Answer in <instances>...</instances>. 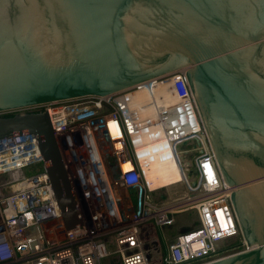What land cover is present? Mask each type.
<instances>
[{"label":"water","instance_id":"95a60500","mask_svg":"<svg viewBox=\"0 0 264 264\" xmlns=\"http://www.w3.org/2000/svg\"><path fill=\"white\" fill-rule=\"evenodd\" d=\"M179 69L255 245L207 264H264V0H0V109L101 96ZM24 132L37 138L65 227L80 225L47 113L0 116V137ZM186 178L197 185L191 167Z\"/></svg>","mask_w":264,"mask_h":264},{"label":"built area","instance_id":"2783aa9c","mask_svg":"<svg viewBox=\"0 0 264 264\" xmlns=\"http://www.w3.org/2000/svg\"><path fill=\"white\" fill-rule=\"evenodd\" d=\"M158 84L175 102L156 107L155 120L143 118L129 106L127 91ZM31 111L49 117L81 224L65 227L36 136L0 137V264H100L112 254L121 264H158L144 228L171 226L186 211L194 212L197 226L177 234L159 264H207L250 249L231 203L234 188L219 171L184 69L106 95L33 105ZM155 127L178 160L182 196L171 198L164 187L146 182V153L140 150L159 135L151 132ZM188 154L191 162L181 166L179 155ZM30 164L42 170L25 175ZM189 167L198 175L193 188ZM111 168L116 178L109 176Z\"/></svg>","mask_w":264,"mask_h":264},{"label":"rangeland","instance_id":"374dc122","mask_svg":"<svg viewBox=\"0 0 264 264\" xmlns=\"http://www.w3.org/2000/svg\"><path fill=\"white\" fill-rule=\"evenodd\" d=\"M44 102L46 101L0 109V116H10L16 113L29 112L32 110L33 105H37V104L39 105ZM180 149L181 148L177 147V150ZM162 151L163 153H165V151L170 152L171 147L169 145H161L149 151V154L145 156L146 158L145 160L149 165L148 167L152 169V171H150V175H147L149 177L148 179L150 181V178L154 176L155 181H153L154 182L153 184H155V186H159V188L164 186V182L166 183V181L168 180L169 187H167L166 184H165L166 188L164 187L168 192L167 193L168 196L169 197L171 196V198L182 196V192L183 190L185 191V188L182 181L179 180V176H182L180 170L178 169L179 170L178 174L175 173L172 174L171 168L169 169L168 173H165V168H164V166L167 164L171 166V163H176L177 165L175 166L177 167L178 162L172 154H171V158H164L160 156L159 152ZM178 152L180 154L182 153L180 151ZM191 158H192V154H188L186 157L185 155L184 157L182 155H179L180 162L182 163V165H185L187 167L191 162ZM106 160L111 161V158L107 157ZM41 170H42V166L40 164H30L29 166L23 169L25 175H32L40 172ZM109 170H110L109 176L116 178L117 174L114 172V170L112 168ZM158 175H162V176L157 180ZM164 178L165 179L168 178V179L165 180ZM196 226H197V221L193 211H186L178 215L177 221L171 226L158 227L155 226L154 224H148L144 228V230L146 231L144 238H146V240L149 242L150 245L157 248L156 250L158 252L156 256L151 257L152 260L159 264L161 257H163V255L166 254L169 244L172 242L173 238L177 234L189 231L195 228ZM100 264H121V262L118 256L112 254L102 259Z\"/></svg>","mask_w":264,"mask_h":264},{"label":"bare ground","instance_id":"6f19581e","mask_svg":"<svg viewBox=\"0 0 264 264\" xmlns=\"http://www.w3.org/2000/svg\"><path fill=\"white\" fill-rule=\"evenodd\" d=\"M107 94H109V93H107ZM126 100L129 104V106L135 107L139 110L141 117H143V118L152 117L155 120L156 119V112H157L156 107H158L160 104H162V105L173 104L175 102V97L173 96V94L169 91V89L165 85L158 84L157 86H152L151 88H149L146 85H141V86H137V88H134V89L127 91ZM155 131H158L159 135L157 137H154V138L150 137L151 139L148 140V143L145 145V147L140 150V153L145 152L146 156H147L149 154V151H151L152 149H155L161 145H169L171 147L172 153H171V151L170 152L165 151V153H163V151H162V152H159V155L164 157V158H171V154H172L175 157V154L172 150L171 144L169 142H166L165 140H167V139L165 138V136L163 137V135H162L163 134L162 130L159 127H155V129L151 130V132H155ZM176 150H177V148H176ZM145 159L146 158L144 157L141 161L144 163L143 172H144V176L146 178V182H147L148 186L152 189L153 188H159V186H155V184H153L154 183L153 181H155L154 176H152L150 178V181L148 179L149 177L147 175H150V171H152V169H150L148 167L149 165ZM175 159H176V157H175ZM177 162H178V160H177ZM180 165L183 166L181 162H180ZM128 166H129V164L126 165L125 167H128ZM171 166H169L168 164L164 166L165 173H168L169 169L171 168L172 174L173 173L178 174V172L180 170L179 163H178L177 167L175 166V163H171ZM157 172H159V171H157ZM161 176L162 175H158L157 180ZM180 178L182 179V176H180ZM167 179H165V180H167ZM167 181H166V183L164 182V186H162V187H165V188H166V186L169 187V181L168 182ZM165 184H166V186H165ZM254 246L255 245L250 246V248H253Z\"/></svg>","mask_w":264,"mask_h":264},{"label":"flooded vegetation","instance_id":"af4514ba","mask_svg":"<svg viewBox=\"0 0 264 264\" xmlns=\"http://www.w3.org/2000/svg\"><path fill=\"white\" fill-rule=\"evenodd\" d=\"M175 165H177L176 163H175ZM173 166V165H172ZM179 180H181L182 181V179L180 178V176H179Z\"/></svg>","mask_w":264,"mask_h":264},{"label":"crops","instance_id":"0c3cea01","mask_svg":"<svg viewBox=\"0 0 264 264\" xmlns=\"http://www.w3.org/2000/svg\"><path fill=\"white\" fill-rule=\"evenodd\" d=\"M152 255H154V256H155V255H157V254H155V253L153 252V254H152Z\"/></svg>","mask_w":264,"mask_h":264}]
</instances>
